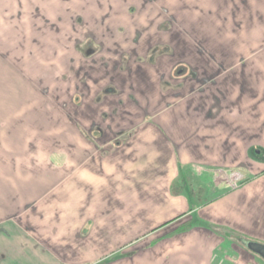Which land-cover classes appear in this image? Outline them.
I'll return each mask as SVG.
<instances>
[{"label": "crops", "instance_id": "crops-1", "mask_svg": "<svg viewBox=\"0 0 264 264\" xmlns=\"http://www.w3.org/2000/svg\"><path fill=\"white\" fill-rule=\"evenodd\" d=\"M247 1L249 22L258 18L264 27V0ZM116 49L106 54L112 59L105 64L92 53L76 65L74 78L87 94L76 103L78 125L67 137L57 133L45 139L44 156L26 155L25 135L18 144L24 128L11 129L0 142V181H57L56 190L44 191L18 211L11 195L0 192V264H258L227 261L218 250L225 238L244 248L229 234L264 243V61L249 62L247 81L230 84L234 94L226 93L218 77L191 79L198 84L187 92L181 83L164 86L162 76L180 63H143V77L152 82L144 90L140 72L123 67ZM131 86L136 88L133 108L123 97ZM245 86L247 99L241 96ZM169 91L180 94L159 93ZM100 118L108 123L97 122ZM219 170H244L248 181L197 204L194 197H205V191L194 193L193 171L206 173L201 178L206 184ZM69 230L78 241L65 247Z\"/></svg>", "mask_w": 264, "mask_h": 264}, {"label": "rangeland", "instance_id": "rangeland-1", "mask_svg": "<svg viewBox=\"0 0 264 264\" xmlns=\"http://www.w3.org/2000/svg\"><path fill=\"white\" fill-rule=\"evenodd\" d=\"M247 2L0 0V142L8 139L11 129L24 128V132H18L16 136L18 144L19 137L25 135L26 155L29 157L37 153L44 156L41 147L45 148V139L57 133L67 137L65 133L78 125L74 117L76 103L81 104L79 98L81 101V95L86 94L83 83L79 84L76 80L78 78H74V68L81 60L89 59L92 53L97 55L95 59L99 63H107L112 59L106 55L112 52L111 49L117 48L116 58L123 67H136L134 70L140 72L139 80L143 78L145 81L144 90L152 82H148L146 75V79L143 77L147 73L143 63H149L153 48H157L153 62L165 65L180 63L171 73L162 76L160 84L167 86L170 81L171 84L176 83V86L181 83L187 92L198 84L191 79H199L201 76L204 81H209L218 77L223 79L222 82L225 81L226 93L234 94L236 87L230 84L239 80L247 81L249 62L264 61V27L258 23V18L249 22ZM182 70L184 73L179 72ZM150 72L155 77L159 75L156 69L150 68ZM160 72L163 75L164 69H160ZM82 81L85 84L87 82L86 78ZM140 84L141 87L138 86ZM78 85H82L80 94ZM137 86L143 89L142 83L138 82ZM102 93L100 91L97 94L99 100L103 98ZM159 93L164 98L180 94L179 91ZM117 94L121 99L119 94L122 93ZM123 94L125 99H130L127 102H130L131 108L135 107L136 88L128 87ZM249 95V88L245 86L241 96L247 99ZM83 105H87V100ZM38 115L42 117L37 118ZM91 118V121L95 120L93 115ZM97 122L108 123L101 118ZM86 123L89 124L88 118ZM45 125H48L47 128ZM68 153L70 165L66 168L70 166L67 174L71 175L74 167L73 153ZM86 154L88 156L84 165L87 168L91 153L87 151ZM23 160L29 161V158ZM234 172L216 171L213 178L211 176L209 179L210 182L204 184L202 179L207 174L193 171L194 181L191 182L194 193L199 194L200 188L205 191V197L196 196L194 201L197 204L205 202L206 196L211 199L213 195L215 197V194H219V190H232L236 185L240 187L244 181H248V172ZM232 174L237 176L233 177ZM38 179L33 182L22 179L17 183L2 180L1 195H11V206L18 211L27 202L39 199L44 191L50 188L56 190V179H44L42 182L41 178ZM71 183L70 179L67 186ZM89 231L85 229L82 234L87 235ZM69 232L65 237V247L67 244L71 247L72 242L78 241L72 237L74 232ZM220 253L227 261L238 258L264 264L250 255L246 248H240L226 238L218 250Z\"/></svg>", "mask_w": 264, "mask_h": 264}, {"label": "water", "instance_id": "water-1", "mask_svg": "<svg viewBox=\"0 0 264 264\" xmlns=\"http://www.w3.org/2000/svg\"><path fill=\"white\" fill-rule=\"evenodd\" d=\"M230 239L235 241L237 244L246 248L249 252L257 255L264 261V243L248 239L236 234H229Z\"/></svg>", "mask_w": 264, "mask_h": 264}, {"label": "flooded vegetation", "instance_id": "flooded-vegetation-1", "mask_svg": "<svg viewBox=\"0 0 264 264\" xmlns=\"http://www.w3.org/2000/svg\"><path fill=\"white\" fill-rule=\"evenodd\" d=\"M158 51H157V48H153V51L151 52V55H150V60H148V62H153L154 61V55L157 53ZM179 72H183L184 73V70H182V71H179Z\"/></svg>", "mask_w": 264, "mask_h": 264}, {"label": "built area", "instance_id": "built-area-1", "mask_svg": "<svg viewBox=\"0 0 264 264\" xmlns=\"http://www.w3.org/2000/svg\"><path fill=\"white\" fill-rule=\"evenodd\" d=\"M234 176H237V175H233V177H234ZM235 187H237V185H236Z\"/></svg>", "mask_w": 264, "mask_h": 264}]
</instances>
